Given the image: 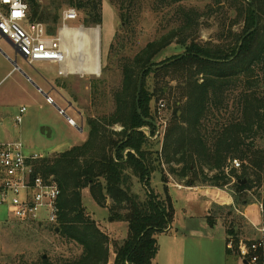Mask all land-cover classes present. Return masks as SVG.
<instances>
[{"label":"trees","instance_id":"1","mask_svg":"<svg viewBox=\"0 0 264 264\" xmlns=\"http://www.w3.org/2000/svg\"><path fill=\"white\" fill-rule=\"evenodd\" d=\"M135 1L111 3L127 22L133 17ZM158 1L179 5L193 0ZM26 2L30 21L45 24L48 35L57 36L59 16L43 8L38 0ZM234 2L231 10L237 19L232 25L241 24L242 28L230 36L227 44L192 40L198 33L185 20L149 43L134 60L127 59L129 65L123 67L124 92H120L118 102L123 116L117 115L114 123L122 125L121 132L107 135L99 129V123L91 121L85 144L36 162V169L44 177L53 176L60 187L59 224L49 230L67 240L68 255L55 253L54 258L48 252L54 249H47L33 262L7 264H109L111 249L114 264H155L157 236L171 229L174 204L168 193L161 197L149 191L141 197L133 192L135 179L148 188L155 172L161 174L166 185L168 173L190 187L229 188L240 210L255 201L264 204V0ZM67 3L83 13L85 27L101 25L102 0ZM174 43L184 47L185 53L158 64L160 55ZM151 74L154 85L152 94H148ZM170 82L177 83L174 92L168 93L174 96L175 110L159 152L147 147L149 137L141 129L149 127L155 135L158 127L151 114V102L154 97L167 95ZM126 150L129 152L125 155ZM232 160H238L241 168H233ZM241 180L247 183L241 184ZM85 189L98 206L107 208L110 223L128 224L124 242L111 240L87 212L82 199ZM220 219L230 236L227 242L232 245L227 254L239 255V213L233 206H214L209 226L215 227ZM73 245L79 248L78 255Z\"/></svg>","mask_w":264,"mask_h":264},{"label":"rangeland","instance_id":"2","mask_svg":"<svg viewBox=\"0 0 264 264\" xmlns=\"http://www.w3.org/2000/svg\"><path fill=\"white\" fill-rule=\"evenodd\" d=\"M38 1L43 8H49V10L59 16V22L56 26L57 34L63 28L62 14L66 10L75 9L78 14L76 22H67L69 27L83 25V13L70 6L67 0ZM234 1L238 3V0H193L179 5H162L158 0H138L135 1L131 9L133 17L129 21L124 22L121 19L119 8L112 4L111 0H102V23L100 27L104 58L100 67V75L96 79H77L74 82H69V84H75L82 89L80 93L82 98L79 105L85 112V119L87 120L84 134L78 133L76 128L69 124L68 118H75V115L71 109H67L66 104L60 101H56L55 104L58 108L65 111V115H63L55 105L47 104L45 96L36 89V84H39L40 80L39 75L59 77L57 65L38 63L33 64L34 66L31 68L21 56L16 55L12 51V48L7 43L1 42V46L8 55L13 60L17 59L18 64L32 74L33 83L29 82L28 84H32L31 88L36 96L34 102L19 103L15 109L8 113L5 127L13 135L12 140H20L28 150L42 158H53L68 149V147L81 144L83 138L88 137V129L90 133L89 124L91 121L99 123V129L101 131L105 130L104 132L107 135L113 132H121L123 130L122 125L114 123L117 115L120 118L123 116L122 111L118 109V102L121 97L120 92H124L122 89L124 81L123 67L129 65L127 59L134 60L137 54L149 43L159 39L173 28L182 25L185 20H189V23L194 26L198 33L192 37V40L203 43L211 42L215 45L227 44L231 40L230 36H235L242 28L241 24L232 25L237 19V16L234 17L231 10V5L235 3ZM111 46L114 47L111 48ZM185 51L184 47L174 43L160 55L156 62L162 65L183 55ZM199 78L202 79L201 76ZM13 80L14 78H11L4 84H11ZM176 84V82L168 83L167 95L160 99L154 97L151 102V114L156 120L157 130L160 132L158 137L155 136L157 133L151 135L149 127L141 129L146 136L148 134V136L151 135L152 138H149L147 147L154 151L161 152L163 147L164 131H166L168 120L175 110L174 96L168 95V93L170 91L174 92ZM153 85L154 75L151 74L147 79L146 90L148 94H152ZM85 87H90V92H85ZM69 95L68 98L74 102L73 94L70 93ZM161 102L165 105L164 108L159 106ZM23 106L26 107L27 111L22 115V122L17 124L16 117L20 114L19 110ZM179 114L181 115V113ZM3 135V133L0 134L1 140L5 138ZM232 163L233 160L231 161V166ZM166 181L167 185L178 182L168 173ZM133 185V192L136 190L140 194H144V196L149 191H153L161 197H165L166 193L176 197L178 218L175 224L177 227L179 226L178 223H182L183 218L186 216L184 215V209H187L188 213H193L197 219L204 217L208 205L204 204L203 201L206 202L207 199L213 200V197H216L218 193L216 192L211 196L203 194L200 201L187 204L186 197H190V195L174 186H167L159 172H155L152 175L148 188L139 180H135ZM218 195L219 197L214 200L216 203H218L217 200L228 199V195L225 192H219ZM82 199L87 212L95 221L100 223L113 240L122 243L127 239V223H110L108 210L95 203L88 189L83 191ZM248 218L258 227L264 225V215L259 205H252L248 208ZM49 228L50 226L44 224L17 222L11 218L7 207L0 206V263L7 264L12 261H17V263L22 261L33 262V259L38 254L45 252L47 249H54V251H48L54 258L55 253L68 255L69 247L65 246L67 240L54 235ZM213 234L214 237L210 239L208 249L204 248L201 250L194 247L189 253L197 256H208L210 253L214 263L219 264L220 262L222 264L226 262L224 256L226 235L220 226L216 227ZM164 238L161 236L159 242L163 243ZM72 248L76 255L80 253L79 248L74 245ZM205 249L206 251L209 250L208 255ZM114 259L115 256L111 252L109 264H114ZM158 264L163 263L159 260ZM171 264H181V261L172 262Z\"/></svg>","mask_w":264,"mask_h":264},{"label":"crops","instance_id":"3","mask_svg":"<svg viewBox=\"0 0 264 264\" xmlns=\"http://www.w3.org/2000/svg\"><path fill=\"white\" fill-rule=\"evenodd\" d=\"M81 26L83 25H80L78 27H71L79 31L80 35L77 36V39L74 36H68L63 38L61 33L62 29L59 31L57 36L48 35L50 38L61 36L63 43L65 44V47L67 49V59L65 64L61 66V69L64 70V74L63 75L59 74V70H60L59 65L49 62H43L47 64L57 65L59 77L54 78L50 75H46V76L39 75L40 80H39V84H36L37 85L36 89L38 90V92L42 93L45 96V99L48 96L54 99L55 104L56 101H60L61 103L66 104L67 109H71L75 115V118L73 117L70 118L76 124L73 127L76 128V131L78 133L84 134L85 125L87 126L86 123L87 120L85 119V112L79 105L80 100L82 98L80 94L82 92V89L80 86H77L75 84H69V82H74L77 79L98 78L101 72L100 67L101 64L103 63L104 53L102 48L101 27L97 26L96 28H85L83 26L84 28L79 29V27ZM1 42L7 43L9 47L12 48V51H14L16 55H18L17 54L18 49L6 37L2 35H0V43ZM24 60L26 61L28 66L33 68L34 65H30L26 59ZM11 78H14L11 84H4ZM32 80H33L32 74L24 70L18 64L17 59L13 60L0 44V134L3 133L4 134L3 136L5 137L2 140L0 139V141H14L12 140L13 135H11L10 132H8L5 127V120L7 119L8 113L12 111V109H15V107H17V104L19 103H32L35 101L36 96L31 88L32 84H28L29 82L33 83ZM84 91L90 92V87H85ZM70 93L73 94L72 96L74 97V102L71 101L70 98H68V96H70L69 95ZM77 98L79 99V101ZM22 108H26V107L23 106L20 108V110ZM87 135L89 137V129ZM88 137L86 136L85 138H83L81 144L68 147V149H66L65 151L69 150L74 146H81L85 144L88 140ZM127 153L128 150L125 151V155ZM135 180L137 181V179ZM182 184L184 183L175 182V184L169 183L168 185L170 187L174 186L178 190L186 191V194L190 195V197H186L187 204L200 201L203 194L206 196H211L216 192L218 193L216 197H213V200L207 199L206 202L203 201L204 204L208 205V208L206 211V215L204 217H199L201 219H197L193 213L190 212L188 213L187 209H184L185 212L184 215L186 216L183 218L182 223L180 222L178 223L179 225L178 227L175 224L178 218V212L176 209V203H177L176 197H172L169 194V196L172 198L175 208V220L171 229L168 232L162 233L159 236H157L159 250L155 258V264H158L159 260L163 264H171L172 262L174 263L179 261H181V264H216L211 259L210 253L208 255L209 250L206 251V249H208V245L210 246L209 241L210 239H213L214 230L218 226H220L224 230V233L226 235L225 248H224V253H225L224 256L226 262L222 264H245V261L240 255V252L239 255L227 254V248H232V245L231 243L227 242L230 239V236L227 233V227L224 225L222 219L218 221L215 227L211 228L208 223V218L214 206L235 207V209L240 215V225L242 230L241 241H253L260 238L259 229L264 227V225L258 227L249 220L248 208L252 205L255 206L259 205V208L264 215L263 202L255 201L254 203L247 205L240 210L239 206H235L233 194L229 188L220 189L212 186L190 187L187 186L186 184L184 185ZM134 192L140 195L141 197H144V194H140L136 190H134ZM219 192H225L228 195V199L227 200L220 199L217 200L218 203H216L214 200L215 198L219 197L218 195ZM110 203H111L110 200H108L107 205H110ZM261 206L263 207V209L261 208ZM119 223H124V222H119ZM97 224L101 226L100 223L97 222ZM101 229L110 237L111 240H113L110 234L107 231H105L102 228V226ZM161 236L165 237L163 243L159 242V238ZM194 247L196 249H201V250L206 248L205 251L208 256L191 255L189 252ZM111 252L113 253L112 249Z\"/></svg>","mask_w":264,"mask_h":264},{"label":"built area","instance_id":"4","mask_svg":"<svg viewBox=\"0 0 264 264\" xmlns=\"http://www.w3.org/2000/svg\"><path fill=\"white\" fill-rule=\"evenodd\" d=\"M77 20L75 9L66 10L62 14V29H75L67 22ZM0 35L6 37L30 65L43 62L57 64L60 66L59 74H64L61 66L66 62L67 49L61 36L50 38L44 24L30 21L26 0H0ZM46 102L55 105L51 97L47 96ZM159 106L165 107L162 102ZM26 111V108L20 110L17 124L22 122ZM62 112L65 113L64 110ZM68 122L71 126L76 125L70 118ZM156 133L158 137L160 132L157 130ZM148 137L152 138L151 135ZM40 159L41 156L28 150L20 140L0 141V206L7 207L11 218L17 222L56 227L60 217L61 190L53 176L44 177L36 169V162ZM232 167L240 169L239 161L233 160ZM259 232L260 238L249 243L242 241L239 245L240 255L246 264H264V227Z\"/></svg>","mask_w":264,"mask_h":264},{"label":"bare ground","instance_id":"5","mask_svg":"<svg viewBox=\"0 0 264 264\" xmlns=\"http://www.w3.org/2000/svg\"><path fill=\"white\" fill-rule=\"evenodd\" d=\"M61 33H62L63 38L68 37V36H74L77 39V36L80 35L78 30H76V29H69V28L62 29L61 30Z\"/></svg>","mask_w":264,"mask_h":264},{"label":"water","instance_id":"6","mask_svg":"<svg viewBox=\"0 0 264 264\" xmlns=\"http://www.w3.org/2000/svg\"><path fill=\"white\" fill-rule=\"evenodd\" d=\"M17 54H18L19 56H21L22 58L25 59V57H23V56L19 53L18 50H17ZM55 106H56V105H55ZM56 107H57V106H56ZM57 109H58L59 112H62V110H61L60 108L57 107ZM62 114L65 115L64 112H62ZM67 118H68V117H67ZM240 183H241V184H245V183H247V181H246V180H241ZM55 231H56V233H58V232H59V228L57 227ZM245 264H246V262H245Z\"/></svg>","mask_w":264,"mask_h":264},{"label":"snow or ice","instance_id":"7","mask_svg":"<svg viewBox=\"0 0 264 264\" xmlns=\"http://www.w3.org/2000/svg\"><path fill=\"white\" fill-rule=\"evenodd\" d=\"M16 15H17V16H19V15H20V13H16Z\"/></svg>","mask_w":264,"mask_h":264}]
</instances>
